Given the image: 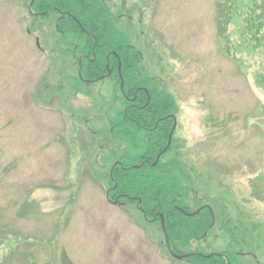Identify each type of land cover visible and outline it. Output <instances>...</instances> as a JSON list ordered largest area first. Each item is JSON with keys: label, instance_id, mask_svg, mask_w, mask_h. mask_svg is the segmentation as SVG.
Here are the masks:
<instances>
[{"label": "rangeland", "instance_id": "rangeland-1", "mask_svg": "<svg viewBox=\"0 0 264 264\" xmlns=\"http://www.w3.org/2000/svg\"><path fill=\"white\" fill-rule=\"evenodd\" d=\"M29 1L0 0V264H192L173 260L160 225L107 201L109 168L131 151L110 130L119 86L76 81L55 17L33 20ZM108 1L143 76L177 101L179 160L221 223L198 250L264 264V29L259 48L242 33L253 2Z\"/></svg>", "mask_w": 264, "mask_h": 264}, {"label": "trees", "instance_id": "trees-1", "mask_svg": "<svg viewBox=\"0 0 264 264\" xmlns=\"http://www.w3.org/2000/svg\"><path fill=\"white\" fill-rule=\"evenodd\" d=\"M223 1L230 3L231 0ZM251 1L253 6L248 9L242 19L246 28L242 29V33L247 35L250 45L255 42V46L259 48L261 33L264 29V21L260 14L262 3L261 0ZM31 2L32 0L29 1V5ZM108 2V0H35L32 13L29 12V14L35 21L38 18L55 17V30L60 35L58 41L63 46V48L60 47L62 48L60 55L72 57L73 65L77 70L76 81H81L86 85L104 81L106 77L102 76L107 72L108 60H112L116 66L118 61L121 63L122 74L124 72L125 79V95L121 94L123 109L118 113L128 111L129 106H131V112L175 114L177 110L176 99L161 87L160 80L143 76V55L129 44L123 33L116 27L117 20ZM231 15L230 11L225 13L226 22L233 19ZM220 38L225 55L234 62L244 65L233 52L232 49L234 48L231 45L230 37L226 35V31L220 33ZM111 52H117L119 54L118 59H113ZM117 80V84H120L121 80L119 78ZM255 82L258 87L264 90V69L257 72ZM126 95L135 98V100L128 103L125 99ZM149 98L150 101H148ZM123 128V126H119L115 127L114 132L111 131L112 140L113 142H125L131 151H124L123 155L118 157L117 154L120 150H114V155L117 157H115L108 171V189L112 188V197L126 196L133 205L135 204L134 198L140 199L142 209L152 211V213L162 212L167 219V232L172 250L176 254L187 256L185 262L227 264L228 259L225 253L219 255L203 253L198 250L202 244L190 247L192 241L205 240L208 237L212 228L211 216H209L211 223L207 233L198 230L196 224H188L187 220L190 218L186 219L181 215L180 220L183 219L184 222L178 231L175 229L174 221L178 217L173 216L174 204L182 198L179 195L189 192L187 187L179 182L180 177L188 176L186 169L179 160L180 146L177 144L175 149L172 146L167 147L168 135L164 133L150 139L148 136H143L140 139L139 136H134L135 133ZM172 151H175L174 156H171ZM168 154L169 157L166 156ZM158 157L160 159L155 168H152L151 165H141L143 158L156 162ZM189 227H192L193 230H188ZM177 242L184 246L177 247L175 244ZM188 244L190 245L186 246Z\"/></svg>", "mask_w": 264, "mask_h": 264}, {"label": "flooded vegetation", "instance_id": "flooded-vegetation-1", "mask_svg": "<svg viewBox=\"0 0 264 264\" xmlns=\"http://www.w3.org/2000/svg\"><path fill=\"white\" fill-rule=\"evenodd\" d=\"M128 2L129 0H124L123 10H125V8L127 7ZM125 15L126 14L124 13L121 17H125ZM122 33L124 37L126 38L125 33L124 32ZM111 55L113 59L115 58L118 59L119 54L117 52H111ZM122 69L123 67L119 61L116 66L113 64L112 60H108V64L106 65L107 72L102 77H106V79H109L113 83H116V84L118 81L117 78H119L121 80L120 84H118L119 92L122 95H125V91H124L125 79H124V72L122 74ZM161 87L167 91V89L162 86V83H161ZM75 88H78V87H75ZM125 99L128 103H131L135 100V98H132L128 95L125 96ZM148 101H150V98L148 99ZM130 110H131V106H129L128 111H125L124 113H116L113 119H110V123L112 125L110 128L111 131L114 132L115 127L123 126L124 130L135 133L134 136H139L140 139H142L143 136H148L150 139L153 136H157V135L164 133L168 135V139H167L168 146L167 147L172 146V148L175 149V147L177 146L179 142L178 139L176 138V133L178 129V118L176 116V113L175 114L173 113L150 114V113H145L143 111L131 112ZM144 140L146 139L144 138ZM159 159L160 157H158L156 162H153L152 160H147L146 158H143L142 159L143 163H141V165L142 166L151 165L152 168H155ZM186 172L188 176L180 177L179 182H182V184H184L187 187L189 192H187V194L179 195V197L181 196L182 198L180 199V201H176L174 204L173 216L175 218L178 217V219L174 221L176 231L180 229V225L184 222L183 219L180 220V215L186 219L190 218L189 220H187L188 224H191V225L196 224L198 230H202L203 232H206V233L209 231L207 229L210 228L211 222L209 221V216H211L212 217V224H211L212 228L211 229L218 227L217 230H220L221 223L218 224V219L214 212V209H213L214 206L211 203V199L207 195H203L202 197H199V194L195 192L194 187L193 186L191 187V182L193 181V179L190 176V173H189L190 171L186 170ZM109 189H111V192H112V188H109ZM111 192H110V199L114 203L117 202L116 206L129 207V209L126 210L127 212L137 211L147 226L149 225L152 228L153 227L158 228V225H160V230L162 232H163L162 217H163L164 222H165V227L167 230V225H166L167 219L165 218V215L162 212L157 211V212L152 213V211L151 212L146 211L145 209H142L141 207L142 201L140 199L134 198L133 200H135L134 201L135 204L133 205V203H130L128 201L129 199L126 196H119V198H113L111 195ZM134 206L136 207L135 210H133ZM188 230H193V228L189 227ZM204 241L205 240L192 241L191 245L188 244L186 246H189V245L190 247L200 246ZM175 244L177 247L184 246L183 244H180L179 242Z\"/></svg>", "mask_w": 264, "mask_h": 264}, {"label": "water", "instance_id": "water-1", "mask_svg": "<svg viewBox=\"0 0 264 264\" xmlns=\"http://www.w3.org/2000/svg\"><path fill=\"white\" fill-rule=\"evenodd\" d=\"M123 87V86H122ZM110 191L111 190H108L107 193H106V198L108 201H110V198H109V194H110ZM116 204V203H114ZM163 218V217H162ZM162 226H163V232L165 234V238H166V243H167V247L169 249V251L173 254L172 250H171V246H170V241H169V237H168V234L166 232V229H165V224H164V221L162 220ZM174 257L178 260H183L185 257L184 256H176L174 255Z\"/></svg>", "mask_w": 264, "mask_h": 264}]
</instances>
